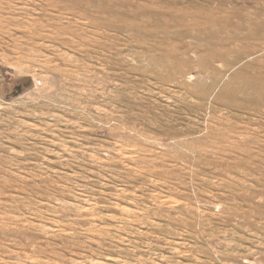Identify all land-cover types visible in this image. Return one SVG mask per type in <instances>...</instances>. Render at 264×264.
<instances>
[{
  "label": "rangeland",
  "instance_id": "obj_1",
  "mask_svg": "<svg viewBox=\"0 0 264 264\" xmlns=\"http://www.w3.org/2000/svg\"><path fill=\"white\" fill-rule=\"evenodd\" d=\"M0 264H264V0H0Z\"/></svg>",
  "mask_w": 264,
  "mask_h": 264
}]
</instances>
